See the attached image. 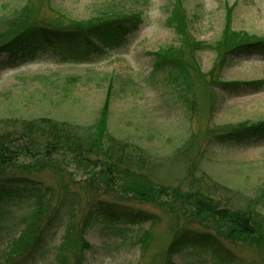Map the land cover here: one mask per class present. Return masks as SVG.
Here are the masks:
<instances>
[{"label":"rangeland","instance_id":"rangeland-1","mask_svg":"<svg viewBox=\"0 0 264 264\" xmlns=\"http://www.w3.org/2000/svg\"><path fill=\"white\" fill-rule=\"evenodd\" d=\"M180 1L197 43V69L189 70V78L174 79L171 72L154 67L157 51L180 44L178 33L168 24L178 0H0V20L19 17L29 23L61 26L112 13H140L144 19L127 40L89 60L57 63L45 54L43 61L0 72V119L48 116L80 125L98 117L112 79L111 132L145 153L147 163L141 167L112 161L105 168L94 160L83 161L80 167L62 155L43 157V163L42 158H26L16 165L19 172L55 187L57 194L69 186L85 211L96 188L100 198L131 212L143 210L154 219L95 221L85 234L92 247L85 248L80 264H164L177 229L214 231L212 223H202L204 218L196 216L199 204L206 200L201 194L209 196L218 209H235L245 206L264 185V142L225 145L213 138L214 132L230 126L264 120V86L229 96L214 87L210 75L227 8L233 9L235 30L264 38V0ZM226 64L223 80L264 79V56L259 53L230 57ZM191 137L200 144L192 160L177 153ZM191 162L196 165L190 166ZM189 168L193 175L188 174ZM58 199L55 194L52 204ZM35 211L36 204L26 199L0 207V264H75L82 248L76 239L82 211L71 219L64 212L60 222L54 220L46 228L40 246L24 247L26 237L35 235ZM46 217L37 218V226L45 224ZM262 236L257 237L261 242L250 244L224 239L219 258L193 246L174 260L176 264H264ZM17 245L20 249L12 254Z\"/></svg>","mask_w":264,"mask_h":264},{"label":"trees","instance_id":"trees-1","mask_svg":"<svg viewBox=\"0 0 264 264\" xmlns=\"http://www.w3.org/2000/svg\"><path fill=\"white\" fill-rule=\"evenodd\" d=\"M177 4L168 24L178 33L180 44L157 51L154 67L155 71L171 72L174 79L180 76L189 78V70L197 69L194 60V46L197 43L190 32V18L185 16L180 0ZM232 14L233 9L228 7L224 33L217 42L218 56L210 75L215 84L214 87H220L229 96H239L262 89L264 79L223 80L222 72L227 67L226 61L230 57L237 59L250 56L255 52L264 56V38L235 30L232 27ZM107 15L103 19L71 21L68 25L61 26L29 23L26 18L22 21L19 17L1 19L0 72L20 68L30 61H41L45 59V54H50L59 63H80L89 60L99 51L104 52L106 47H116L127 40L144 22L140 13ZM20 78L26 77L20 75ZM111 80L109 79L104 104L98 117L91 124L80 125L48 116L0 119V207L7 201L16 199L32 200L36 204L32 227L35 235L31 239L26 237L27 242L23 244L24 247L40 246L42 239L46 236V228L50 227L54 220L60 222L64 218V212L69 213V219H71L77 215L78 211H82L81 220L77 226L79 235L76 236L79 240L78 246L80 244L82 248L79 255H76L75 262L80 264L84 261L85 248L92 247L85 240V234L95 221L138 223L154 220L143 210L131 212L113 201L100 198L96 188L91 193L88 210L85 211L77 201L79 195L70 190L69 186L63 187L61 194H57L55 187L46 185L35 176L19 172L20 168L16 167L19 161L26 158L30 161L36 157L42 158L43 163L45 160L43 157L47 159L54 155L70 157L68 159L80 167L83 161L90 162V160L102 163L105 168L112 161L134 163L137 167L146 165L145 153L141 154V148L138 145L135 146L134 143L119 138L111 132L113 90ZM242 88L245 89L240 91ZM213 138L218 144L225 145L253 146L262 143L264 142V120L259 123L244 122L230 126L229 130L214 132ZM199 146L200 144L191 137L177 153L180 152L192 160ZM194 165H196L195 162L190 163V166L194 167ZM188 174L193 175L190 168ZM55 194L59 195V199L52 204L51 199ZM203 196H206V200L201 199L204 203L199 204L201 209H197L196 216L199 220L204 218L202 223H212L214 231L196 230L195 232L187 227L177 229L175 237L169 244L164 264H176L174 256L188 247L205 249L219 258L223 252L224 239L233 243L250 244L257 240L261 242L257 237L264 235V185L257 196L247 199L245 206L235 209L231 207L218 209L220 206L215 207L209 196L200 195V197ZM39 217H46L45 224L37 226L36 219ZM22 235L19 237L23 239L25 236ZM17 247L18 245L13 251L11 250L12 254L20 249Z\"/></svg>","mask_w":264,"mask_h":264}]
</instances>
